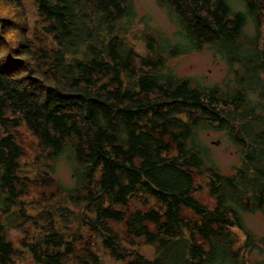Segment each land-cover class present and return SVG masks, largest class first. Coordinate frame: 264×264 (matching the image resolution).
I'll return each instance as SVG.
<instances>
[{"label":"trees","instance_id":"16d2710c","mask_svg":"<svg viewBox=\"0 0 264 264\" xmlns=\"http://www.w3.org/2000/svg\"><path fill=\"white\" fill-rule=\"evenodd\" d=\"M156 1L175 29L147 37L152 57L138 55L126 37L141 20L134 0H34L57 42L45 55L52 65L24 58L22 42L0 56V264H11L14 253L5 228L26 216L21 197L38 182L20 163L14 130L21 126L37 139L44 164L53 163L50 171L65 160L73 177L96 179L83 198L94 211L88 224L112 254L120 245L105 219L125 220L152 247L151 255L134 252L139 264H264L253 257L264 254L243 220V212L264 214V0ZM8 3L21 22L0 18V37L18 28L25 39L21 2ZM202 50L225 64L223 81L205 84L164 64L165 56ZM206 131L240 148L231 173L212 169ZM202 168L210 170V209L191 196V171ZM142 194L157 208L128 217L112 208ZM67 195L72 204L80 200ZM182 205L195 217L183 216ZM233 228L243 232L241 244ZM42 240L46 246L33 250L42 264H61L63 253L50 247L71 251L57 229Z\"/></svg>","mask_w":264,"mask_h":264},{"label":"rangeland","instance_id":"374dc122","mask_svg":"<svg viewBox=\"0 0 264 264\" xmlns=\"http://www.w3.org/2000/svg\"><path fill=\"white\" fill-rule=\"evenodd\" d=\"M19 1L24 12L26 37L25 39L19 37L18 28L8 30L6 33L9 31L17 33L14 39H18L19 43L22 42L19 44V51L23 50L24 58H30L39 65H52L46 61L45 55L50 56L51 50L57 47L54 34L47 31L48 23L38 13L34 0ZM134 3L139 16L138 19L142 21L137 20L126 37L138 55L152 57L153 54L148 52V43H152V39H147V37L150 35L153 38H158L165 34L166 36L170 35L175 26L170 22L165 9L160 7L156 0H134ZM11 7L13 8L12 5ZM15 18L17 19L16 12ZM22 30L23 28H21ZM260 32L264 40V22ZM1 38L0 56L10 50L9 46L12 47L5 40V36ZM3 62L2 64H4ZM134 64L139 66L138 58L134 60ZM164 64L172 67L179 76L193 77L205 84L219 83L225 79L228 73L225 64L214 59L209 50L195 51L175 57L165 56ZM14 132L24 154L20 163L27 164L26 167L30 169L31 177L37 178L38 182L31 183L27 195L21 197L27 204L26 216L17 218L11 227L5 228L6 238L11 242L14 249L10 259L11 264H42L33 254L35 244H41L44 234L56 229L61 233L63 240L71 243V251L68 253L64 251L65 245L49 248L50 251L63 253L60 258L61 264H139L137 259H134V252L137 251L146 256L152 254L151 246L146 245L142 238L133 236L127 230L125 220L105 219L107 226L118 238L120 252L112 254L106 249L102 245L101 231L90 227L88 224L94 216L92 205L91 203L86 205L83 200L86 196V190L96 188V179L89 181L87 176L73 177L71 167H69L70 163L65 160H59L50 171L49 167L53 163L51 165L48 163L47 166L44 164L43 159L38 155L40 147L33 133L24 126L16 128ZM201 137L210 145L212 161L214 162L212 169L221 174L231 173L232 164H238L240 161L238 153L240 148L215 131L202 132ZM173 152L175 153V148L170 151L172 154ZM191 174L194 187L191 196L208 209L212 208L215 205V199L210 193V170L206 168H202L200 171L192 170ZM94 176H100L99 168ZM68 192L78 194L80 196L79 202L72 204L68 200ZM146 195L134 196L126 204H116L112 208L121 210L125 217L137 210L146 211L150 208H157L156 204L158 203L154 199H149V202L145 201L144 197L148 199ZM193 212L191 207L181 206L183 216L193 218L195 217ZM243 220L254 239L258 240L260 252L264 254L262 252L264 249L263 211L243 212ZM232 230L237 236L238 244H241L245 238L243 232L238 228ZM197 239L198 242L202 243L201 238L197 237ZM129 241L132 244L129 245ZM42 246L46 245L42 243L40 247ZM36 254L39 255L38 249ZM253 257L264 262V255L260 253L254 252Z\"/></svg>","mask_w":264,"mask_h":264},{"label":"clouds","instance_id":"9594fccd","mask_svg":"<svg viewBox=\"0 0 264 264\" xmlns=\"http://www.w3.org/2000/svg\"><path fill=\"white\" fill-rule=\"evenodd\" d=\"M0 18L12 19L16 23H20L21 21L15 18V10L8 3V0H0ZM17 36L15 31H9L5 34V40L14 46H17L19 41L18 39H14Z\"/></svg>","mask_w":264,"mask_h":264}]
</instances>
